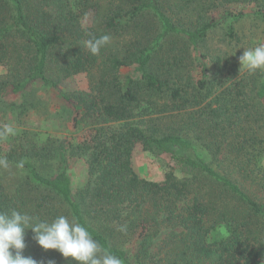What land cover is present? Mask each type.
Segmentation results:
<instances>
[{
	"label": "trees",
	"instance_id": "obj_1",
	"mask_svg": "<svg viewBox=\"0 0 264 264\" xmlns=\"http://www.w3.org/2000/svg\"><path fill=\"white\" fill-rule=\"evenodd\" d=\"M250 17L264 21V0H0V110L41 84L75 126L82 111L103 117L79 142L24 148L19 184L0 175V211L76 217L124 264H264V80L256 104L240 88L212 96L202 51L223 24L239 39ZM105 34L111 42L90 54L85 41ZM81 73L90 92L62 89ZM138 145L165 160L163 178L135 170ZM83 155L88 180L75 191L69 158ZM33 237L26 230L25 257L74 264Z\"/></svg>",
	"mask_w": 264,
	"mask_h": 264
},
{
	"label": "rangeland",
	"instance_id": "obj_2",
	"mask_svg": "<svg viewBox=\"0 0 264 264\" xmlns=\"http://www.w3.org/2000/svg\"><path fill=\"white\" fill-rule=\"evenodd\" d=\"M71 1L74 4L76 2V0ZM93 18V13L83 16L81 18L83 25L85 27L93 25ZM236 35L239 39L228 38L227 26L223 24L210 33L202 44V51L207 54L204 61L215 76V91L212 96L220 94L226 88H240L245 91L248 101L256 104V93L264 80V71L258 70L250 74L246 69L240 68L239 57L244 50L264 43V21L247 18L238 25ZM2 69L0 67V70ZM61 87L69 92L91 91L86 73L70 76L61 84ZM12 100L14 105L0 110V159L7 160L8 153L15 155L14 159L7 162V168L0 166V175L5 183L12 187L19 184L22 175L20 164L28 159L22 155L24 148L44 144L49 138L57 141L66 139L79 142L93 127L103 123V117L99 115V112L82 116V111L80 122L75 126L71 107L63 104L56 96V91L41 84H35L27 93L14 97ZM141 114L142 112L136 120L143 116ZM154 117L159 116L154 115ZM5 125L11 126L13 133L4 134ZM195 144L199 150L202 149L200 142L195 140ZM204 155L210 159L206 150ZM261 162L264 166V157ZM51 165L56 167L55 164ZM133 165L141 176L154 180L163 178L166 168L164 159L145 151L141 145H138L134 151ZM43 166L46 170V165ZM69 173L75 191L84 186L88 180L87 156L70 157ZM168 233V230L161 233L155 250L159 249ZM216 234L222 235L218 231Z\"/></svg>",
	"mask_w": 264,
	"mask_h": 264
},
{
	"label": "clouds",
	"instance_id": "obj_3",
	"mask_svg": "<svg viewBox=\"0 0 264 264\" xmlns=\"http://www.w3.org/2000/svg\"><path fill=\"white\" fill-rule=\"evenodd\" d=\"M111 42L107 34L85 41L84 46L90 54L99 55L100 49ZM240 68L250 74L264 71V43L244 50L239 57ZM13 133L11 126H4V134ZM0 166L7 168L5 159H0ZM22 163L20 167H22ZM31 229L36 243L44 250H56L65 259L71 258L74 264H124L123 260L105 248L89 227L76 217L60 215L51 222L37 221L33 216L17 210L0 211V264H38L32 257H25V233ZM119 231L126 232L121 226ZM52 264V262H49Z\"/></svg>",
	"mask_w": 264,
	"mask_h": 264
}]
</instances>
